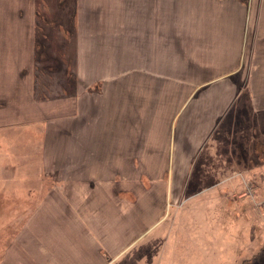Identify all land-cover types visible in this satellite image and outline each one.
I'll return each instance as SVG.
<instances>
[{"label": "crops", "instance_id": "crops-1", "mask_svg": "<svg viewBox=\"0 0 264 264\" xmlns=\"http://www.w3.org/2000/svg\"><path fill=\"white\" fill-rule=\"evenodd\" d=\"M4 170L0 264H258L264 0H0Z\"/></svg>", "mask_w": 264, "mask_h": 264}, {"label": "rangeland", "instance_id": "rangeland-1", "mask_svg": "<svg viewBox=\"0 0 264 264\" xmlns=\"http://www.w3.org/2000/svg\"><path fill=\"white\" fill-rule=\"evenodd\" d=\"M69 16V15H68ZM36 144V143H35ZM34 155V153H33ZM34 162H36V159H34ZM8 171L4 170L2 173V177H0V180H3V184L0 183V251L2 250V246L7 243V241L12 237V235L15 233L16 229L21 225V223L24 221V218L26 216L27 211H29L33 205L34 201L28 198V201L26 199H21L18 196H13V193L16 190H23V196H26L25 194L28 193V190L30 187H33L34 189H41L40 185H32V186H17V189L15 187H11L10 184L5 183V179L9 178L11 175ZM228 187V184L226 185ZM257 189V193H253V197L255 199V196H264L262 195L264 193V185L263 183L259 182L258 185L255 187ZM245 190V189H244ZM40 191V190H39ZM228 191V189H227ZM18 194V192H16ZM30 196V193H29ZM250 197L246 196V198L243 197L240 202H243L245 204H248L249 206L252 205V203L249 201ZM257 202L262 201V198H257ZM33 204V205H32ZM228 199H226V209L227 210H233V207H230ZM251 208H254L251 206ZM258 213V234L259 239H262L264 241V207L263 208H257ZM255 209V210H257ZM215 239V238H214ZM210 250L213 251L214 247L216 250L217 242L211 241ZM241 240L235 239V242H232V237L225 240V253H226V264H237L238 261L234 259V256L239 253V251H242L241 247ZM264 245L259 246L258 250V257H257V263L260 264V261L264 259V248L261 249ZM229 257V258H228ZM228 258V260H227ZM242 261V260H241ZM239 262V264L241 263Z\"/></svg>", "mask_w": 264, "mask_h": 264}, {"label": "built area", "instance_id": "built-area-1", "mask_svg": "<svg viewBox=\"0 0 264 264\" xmlns=\"http://www.w3.org/2000/svg\"><path fill=\"white\" fill-rule=\"evenodd\" d=\"M250 194V186H248L245 191L241 194V195H238V196H243V195H248ZM233 196V195H232Z\"/></svg>", "mask_w": 264, "mask_h": 264}]
</instances>
